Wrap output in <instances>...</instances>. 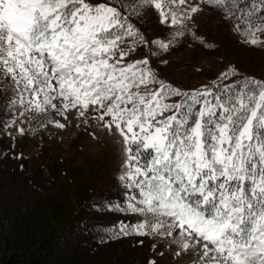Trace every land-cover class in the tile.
<instances>
[{"label":"snow or ice","instance_id":"snow-or-ice-1","mask_svg":"<svg viewBox=\"0 0 264 264\" xmlns=\"http://www.w3.org/2000/svg\"><path fill=\"white\" fill-rule=\"evenodd\" d=\"M201 2L243 43L264 47V0ZM149 8L174 29L167 40L149 41L132 22ZM201 10L189 0H0L9 110L95 113L122 144L125 202L105 207L141 216L131 226L138 235L175 234L193 264H264V80L222 84L236 73L230 65L210 85L179 89L150 66L157 52L126 60L140 46L168 51ZM128 234L121 222L110 238Z\"/></svg>","mask_w":264,"mask_h":264},{"label":"trees","instance_id":"trees-1","mask_svg":"<svg viewBox=\"0 0 264 264\" xmlns=\"http://www.w3.org/2000/svg\"><path fill=\"white\" fill-rule=\"evenodd\" d=\"M189 2L200 3L202 9L187 21L191 32L178 37L168 51L140 46L129 55V61L131 56L143 58L150 51L157 52L149 55L150 66L162 80L186 90L210 85L230 65L236 73L221 79L222 84L245 76L264 80V47L243 43L232 31V21L220 11L201 0ZM132 22L149 41L167 40L174 31L161 25L151 8L142 20ZM193 33L201 39H194ZM11 98L5 105V116L0 114V220L3 218L7 227L0 238V264H166L160 254L152 258L144 255L151 240L131 230L134 213L105 207L125 202L119 176H107L113 179L106 183L102 200L87 202L100 182L90 167L80 178L72 173L68 180L62 178L66 166L60 168V163L52 162L54 156L42 151L24 130H18L24 135L22 142L9 143L3 129L16 116L13 108L9 110ZM44 120L38 118L37 126ZM7 127L15 131L14 123ZM84 131L72 146H81ZM45 168L49 176L43 174ZM121 222L129 226V234L110 238V232L118 230Z\"/></svg>","mask_w":264,"mask_h":264},{"label":"rangeland","instance_id":"rangeland-1","mask_svg":"<svg viewBox=\"0 0 264 264\" xmlns=\"http://www.w3.org/2000/svg\"><path fill=\"white\" fill-rule=\"evenodd\" d=\"M143 58H132L131 56V61ZM126 60H130L129 56ZM5 83L2 73H0V92H3L0 97V114L2 117L5 116L4 110L8 106L7 101L12 97L11 91L4 88ZM13 110L16 113L15 117L12 116L15 120V131H12V129L10 131L9 127L3 129L9 143L14 145L23 141L24 135L18 131L22 128L25 131L24 133H26L25 135L31 136L32 141L42 151H47V154L54 156V159L51 160L52 162L60 163L58 164L60 168L66 166L67 169H64L66 172L62 175V178H67L68 180L71 178L72 173L80 178L87 172V168L90 167L92 174H95L100 179V182L87 202L104 198L105 185L113 179L107 176L111 175L112 177L113 174L117 176L121 174V164L123 162L122 144L117 143L120 139L118 136L109 135L107 130L103 128L102 122L94 119L95 113L89 112L84 117H78L75 110H73L67 114L68 119L65 120L63 117L55 115V113L44 115L35 112H25L24 115H20V112L24 109L18 104L13 106ZM38 118L45 120L37 126ZM50 120L53 122L50 123ZM56 120L66 126L64 128L57 127L54 122ZM85 120H87V123L84 122ZM83 129L85 131L82 136L81 146H72L73 140ZM29 130L33 131L29 132ZM43 174L49 176L46 168ZM104 175L105 177H101ZM76 209H78V206H76ZM133 218L136 224L141 219V216L134 214ZM6 228V222L2 218L0 220V238L5 233ZM148 236L151 242L144 249V255L148 258L159 257L160 254L166 264H193L198 259L190 250L187 252L180 251L179 244L173 243L174 238L178 239L175 234L173 237L152 235L151 233ZM177 252H180V254L177 255Z\"/></svg>","mask_w":264,"mask_h":264}]
</instances>
